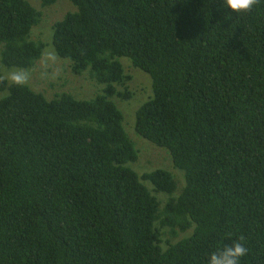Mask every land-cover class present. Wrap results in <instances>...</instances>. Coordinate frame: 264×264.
<instances>
[{
  "label": "trees",
  "instance_id": "obj_1",
  "mask_svg": "<svg viewBox=\"0 0 264 264\" xmlns=\"http://www.w3.org/2000/svg\"><path fill=\"white\" fill-rule=\"evenodd\" d=\"M70 1L54 50L101 88L48 97L0 74V264H207L240 237V264H264V0L228 18L223 0ZM41 19L0 0L2 64H37ZM121 57L151 80L134 130L182 183L131 166Z\"/></svg>",
  "mask_w": 264,
  "mask_h": 264
},
{
  "label": "rangeland",
  "instance_id": "obj_2",
  "mask_svg": "<svg viewBox=\"0 0 264 264\" xmlns=\"http://www.w3.org/2000/svg\"><path fill=\"white\" fill-rule=\"evenodd\" d=\"M34 7L42 12V19L39 24L32 28L31 37L42 39L44 48L42 56L33 68H19L16 66H6L0 62V74L7 79V73L11 70L24 69L30 73L28 86L44 93L48 97L56 93L68 91L75 98H91L100 90V86L95 83L87 72L74 74L71 72L70 62L60 59L52 44L53 24L63 18L64 14L73 9L70 0H56L53 3L43 4L42 0H28ZM125 71L131 75V79L126 83L128 89L132 91V97L124 101L116 98V102L124 113V126L130 138L138 149V158L131 166L139 174L154 170L155 168H166L175 173L179 183L183 182L182 171L174 169L168 151L153 144L145 138L136 134L134 130V112L151 94L150 76L144 71L134 67L130 60L121 57ZM6 93L0 91V94Z\"/></svg>",
  "mask_w": 264,
  "mask_h": 264
},
{
  "label": "clouds",
  "instance_id": "obj_3",
  "mask_svg": "<svg viewBox=\"0 0 264 264\" xmlns=\"http://www.w3.org/2000/svg\"><path fill=\"white\" fill-rule=\"evenodd\" d=\"M262 0H223L220 10H227L225 18L232 13L244 14L258 9ZM7 79L12 86L25 87L29 84L30 73L24 69L11 70ZM243 237L235 239L229 246L220 247L208 256L207 264H240L241 258L249 253Z\"/></svg>",
  "mask_w": 264,
  "mask_h": 264
}]
</instances>
